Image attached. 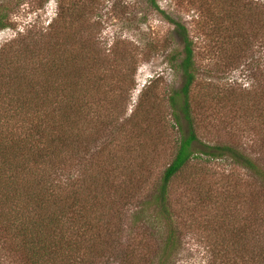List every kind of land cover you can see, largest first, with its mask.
<instances>
[{
  "label": "trees",
  "instance_id": "1",
  "mask_svg": "<svg viewBox=\"0 0 264 264\" xmlns=\"http://www.w3.org/2000/svg\"><path fill=\"white\" fill-rule=\"evenodd\" d=\"M85 1L70 0L64 4L58 0L59 11H66L65 28L74 31L70 38L66 37L65 44L48 43L46 47L47 37L50 40L63 32L54 19L47 28L39 26L37 31L31 27L24 37L19 33L15 44L0 49V253L7 252L15 264H110L116 256L120 264H135L134 249L139 242L128 248L130 245L123 246L122 238L126 212L137 203L129 231L141 227L140 215L151 205L149 222L162 216L167 224L162 245L166 259L161 264H170L179 247L172 185L190 162L196 158L230 159L250 171L263 189L264 166L230 144H209L200 139L195 94L200 64L194 38L188 26L162 10L157 0H146L173 25L182 46L179 52L168 54L170 66L181 75L180 87L168 95L171 122L179 134L177 147L160 181L148 191V179L135 178L140 164L129 163L127 152L131 148H121V135L126 139L144 136L158 115L153 114L151 102L143 121L133 119L137 109L125 123L120 121L122 114H118L117 104L112 105L114 99L109 95L111 90L126 93L133 80H122L123 86L114 87L109 79L98 77L92 53L83 44L74 46L77 23H87L82 21L86 10L78 14L82 11L80 3ZM205 1L189 0L188 4L200 11V30L212 38L209 46L223 53L234 45H242L246 37L243 32L247 31L241 23L244 13L236 9L238 0H212L209 15ZM223 2L231 6L233 13L225 29L218 20ZM6 17L7 8L0 7V30L8 26ZM251 26L256 32L262 27L258 22ZM20 36L23 40L17 45L19 49L11 51ZM123 55L114 60L128 61L135 56ZM116 65L118 61L115 68ZM98 80L109 84L96 85ZM39 94L47 96L40 102ZM30 95L33 101L28 99ZM143 95L142 91L140 103ZM205 95L210 100L218 97ZM255 101L250 107L260 120L264 101L262 105ZM100 105L105 108L99 109ZM101 113H106L105 122ZM102 120L104 128L96 131L94 140L112 138L108 143L114 147L104 145L97 154L90 130ZM127 124L132 131H126ZM195 178L187 176L183 186L188 188ZM254 209L250 221L243 218L238 224H225L209 250L212 259L220 260L218 264H264V211L259 210L258 204H254ZM130 239L135 241V237Z\"/></svg>",
  "mask_w": 264,
  "mask_h": 264
},
{
  "label": "rangeland",
  "instance_id": "2",
  "mask_svg": "<svg viewBox=\"0 0 264 264\" xmlns=\"http://www.w3.org/2000/svg\"><path fill=\"white\" fill-rule=\"evenodd\" d=\"M61 1L69 4L70 0ZM236 1L230 0V3ZM188 2L189 0H157L162 10L188 26L191 37L194 38L196 60L200 64L199 83L195 87L196 111L200 120L198 135L203 142L209 144H230L264 166V113L258 120V116L252 111L253 107H250L254 99L255 102H262L260 105L264 101V0L236 2V9L241 14L244 13L241 23L246 25L247 32H243L246 37L242 45H234L223 53L209 46L212 38L205 36L200 30L203 19L200 11ZM227 2L220 3V7L221 4L223 7L218 13V20L224 29L230 22V15H233ZM204 4L209 15L212 0H207ZM0 7L7 8L5 22L8 23L6 28L0 30V49H7L10 44H15L19 33L24 37L31 27L36 28L35 30L39 26L47 28L54 19H57V26H62L63 32L50 40L47 37V44L43 43L46 47L48 43L65 44L66 37L70 38L74 34L73 29L65 28L66 11H59L58 0H0ZM80 10L82 11H78V14H84L82 12L86 10L82 21L86 20L87 23H81V20L77 23L78 34L72 38L75 40L74 46L83 44L85 50L92 53L98 77L109 79L114 87L123 86V81L129 78L133 80L130 81L132 87L126 93L111 90L113 95H109L110 99H114L112 105L117 104L118 114H122L120 121L125 123L136 109L133 119L143 121L147 108L151 102L154 104L152 111L158 116L144 136L126 139L121 135V148H131L127 152L129 163L135 161V164H140L135 170V178L143 176L148 179L147 190L151 192L153 184L160 181L162 172L172 160L177 147L179 134L171 122L172 110L168 95L180 87L181 75L170 66L168 54L171 51L179 52L182 46L173 31V25L146 0H86L83 4L80 3ZM253 22L262 26L260 32H256L251 26ZM21 36L11 51L19 49L17 45L23 40ZM33 39L36 40L35 37ZM61 49L60 46V51ZM122 53L123 56L127 53L135 56L128 61L117 60L118 66L115 68L117 61L114 59ZM98 82L99 80L96 85L109 84ZM240 89L243 91H239ZM142 91L143 102L140 103ZM205 94L218 97L210 100ZM31 96L33 95L28 99L33 101L34 97ZM45 96L47 95L39 94L37 101L41 102ZM246 106L250 108L247 109ZM97 107L105 108L103 105ZM105 114L100 115L104 122ZM104 122L102 120L99 125L92 123V126H98L90 130L97 154L104 145L114 147L108 143L112 138L99 137L94 140L96 131L104 128ZM125 128L127 132L132 131V126L128 124ZM187 176H196V181L189 184L188 188L183 186ZM260 184L250 171L230 159H193L185 171L173 180V208L179 232V247L169 263L218 264L220 260L215 257L212 259L209 250L220 238L226 228L225 224L235 225L243 218L250 221L252 212L256 210L254 204H258L259 210L264 211V189ZM136 204L131 205V210L126 212L123 246L128 244V248H133L139 242L134 249L135 264H161L166 259L162 253V245L167 224L162 216L149 222L153 213L150 205L140 215L141 227L133 229V232L129 231ZM147 224L148 227L145 226ZM134 232L136 233L132 235ZM129 237H135V241H128ZM110 262L120 264L119 257H112ZM0 264L15 263L4 252L0 253Z\"/></svg>",
  "mask_w": 264,
  "mask_h": 264
}]
</instances>
